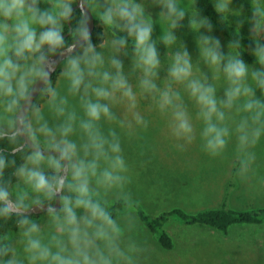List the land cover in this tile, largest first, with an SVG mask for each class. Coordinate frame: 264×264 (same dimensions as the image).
<instances>
[{"label": "clouds", "instance_id": "9594fccd", "mask_svg": "<svg viewBox=\"0 0 264 264\" xmlns=\"http://www.w3.org/2000/svg\"><path fill=\"white\" fill-rule=\"evenodd\" d=\"M150 7L168 22L155 39ZM192 7L198 10L180 0H0V264H142L148 249L123 147L124 136L141 138L149 126L140 99L167 118L165 135L178 151L198 140L222 157L234 143L235 176L264 186L256 175L264 2L251 0L244 15L233 0H213L221 21L238 18L227 51L197 0ZM186 18L195 59L176 34ZM245 24L251 63L239 51ZM159 44L167 48L163 61ZM113 200L122 212L112 211Z\"/></svg>", "mask_w": 264, "mask_h": 264}, {"label": "rangeland", "instance_id": "374dc122", "mask_svg": "<svg viewBox=\"0 0 264 264\" xmlns=\"http://www.w3.org/2000/svg\"><path fill=\"white\" fill-rule=\"evenodd\" d=\"M190 1L180 0V3L193 11L188 6ZM245 4L248 5L246 2ZM233 7L236 8V5ZM149 11L156 17L153 37L155 39L162 31L168 30V22L160 20L158 7H150ZM243 30L248 33L247 24ZM212 34L215 35V32ZM217 37L221 39L227 51L228 42L220 36ZM183 41L195 59L198 56L195 37H186ZM178 45L180 46L179 41ZM158 48L163 61L166 59L167 48L163 44H159ZM168 51L170 55L173 49ZM105 54H108L107 50ZM129 63L130 61L126 60V65ZM197 63L194 61V74L200 75L204 69L200 66V70L196 71ZM161 75H164L163 71ZM58 79V75L53 79L54 85ZM217 85L218 88L223 87L224 81L221 79ZM59 86L63 88L62 80ZM185 99L194 116L192 102L187 100V97ZM38 100L44 103L42 99ZM139 109L150 122L149 126L140 130L141 138L129 139L124 136L123 147L133 168V182L129 187L140 204L152 213L174 206L194 212L222 205L230 181L235 176L234 143L229 144L222 157H212L202 151L198 140L189 146L187 151H178L175 147L176 141L165 135L167 118L158 110L150 109L148 102L143 99L139 100ZM256 152L257 179L264 178V140L257 146ZM141 161L144 162L143 166ZM235 179L237 186L231 187L230 190L231 206H264V186H260L256 181L242 182L236 176ZM34 219L43 222V217ZM140 223L138 236L146 241L148 249L142 264H264V225H236L230 229L229 234H225L208 226L191 227L178 219H172L167 223V228L175 238V246L172 249H164L157 244L156 237L149 228L141 220ZM15 233L16 231L9 234L14 236Z\"/></svg>", "mask_w": 264, "mask_h": 264}, {"label": "trees", "instance_id": "16d2710c", "mask_svg": "<svg viewBox=\"0 0 264 264\" xmlns=\"http://www.w3.org/2000/svg\"><path fill=\"white\" fill-rule=\"evenodd\" d=\"M245 2L248 4L246 5ZM194 0H191L190 8L195 12L198 9L192 7ZM233 5L241 7L243 5L244 15L251 14V0H233ZM197 7L201 10L202 15L209 16L211 22L214 25L215 36L222 37L226 42H229L231 38H234L239 28L235 24L237 17L225 16L221 21L218 14L214 11L213 0H197ZM184 27L178 29L176 34L182 40L186 37L196 36V33L189 29L187 26V18L185 19ZM168 26V25H167ZM167 29V28H166ZM102 27L97 26L95 32H102ZM241 35L244 37V44H242L239 51L244 53V56L248 62H253L254 58L246 52V45L248 43V33L243 28L241 29ZM95 40V34H94ZM179 46L178 43L176 45ZM56 76L53 77L55 79ZM237 186V180L235 176L232 178L227 190V194L222 205L217 207H207L198 211H188L181 206H174L168 209L159 211L158 213H152L148 211L143 205L139 203V207L136 209L140 220L149 228V230L155 235L157 244L164 249H172L175 246V238L167 228V223L172 219L180 220L186 226H208L215 230L221 231L225 234H229L230 229L236 225H249V226H263L264 225V206L236 208L230 205V190L231 187ZM112 211L114 213L122 212V206L113 200ZM36 218V217H34ZM9 233L17 231L14 225V221H10L6 226Z\"/></svg>", "mask_w": 264, "mask_h": 264}]
</instances>
